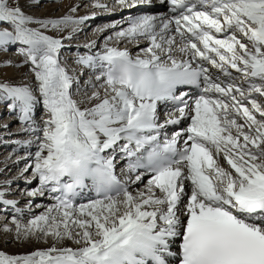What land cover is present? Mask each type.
<instances>
[{"label":"snow or ice","instance_id":"snow-or-ice-1","mask_svg":"<svg viewBox=\"0 0 264 264\" xmlns=\"http://www.w3.org/2000/svg\"><path fill=\"white\" fill-rule=\"evenodd\" d=\"M50 2L0 0L5 163L25 160L0 232L32 247L0 264H264V0H156L94 39L96 12L156 4Z\"/></svg>","mask_w":264,"mask_h":264},{"label":"rangeland","instance_id":"rangeland-1","mask_svg":"<svg viewBox=\"0 0 264 264\" xmlns=\"http://www.w3.org/2000/svg\"><path fill=\"white\" fill-rule=\"evenodd\" d=\"M105 2L111 4L112 0H105ZM116 8V9H115ZM113 11L116 10V12H112L111 13H104L103 11H98L95 13V18L90 20L87 24V26L84 29V33H87V38L88 39H94L95 37L92 35V30L97 26V25H102L105 23H110L113 21H120L122 18H126L124 17V15H126L127 13H129L128 8L126 9H117V7H114L112 9ZM89 11H91V9H89ZM82 12V11H81ZM53 14H57L56 11H54ZM130 16V14H128ZM128 17V16H127ZM92 21V22H91ZM91 24H94L91 26ZM91 26V27H90ZM84 33L80 34L79 37V42H82L85 39V35ZM114 44V43H113ZM128 46V47H127ZM132 46V44H131ZM129 45H125L122 43L117 42L116 47H119L121 49H123L124 47H127L128 49H130ZM66 56H68L69 59V65L70 66H74L71 64V56L68 55V53H65ZM9 56L11 58H15L16 56H14L11 52L9 53ZM78 74H79V70H78ZM84 77V78H83ZM87 77V71H85L84 75L80 77L81 80H84ZM29 80L31 79L30 77H28ZM82 82V81H81ZM7 123L9 125V130L13 133L17 132L18 130V125L17 122L14 119H10L8 114L6 113L5 110L0 109V125ZM9 138L7 137L6 134L3 133V130L0 129V158L2 156H4L7 152H9L11 149H9L10 145L9 143H6L5 141H7ZM21 157H23L24 153L23 150H20V152L18 153ZM13 158L12 161H10ZM12 158L10 160L7 161V163L3 164V166L1 165L3 162L0 161V167L1 169H3L4 171L0 173V178L4 179V178H9L12 174L17 175L18 174V169L23 168L24 164H25V160L24 159H20L16 164L14 163L16 160V155H13ZM15 159V160H14ZM1 160V159H0ZM10 161V162H9ZM17 161V160H16ZM9 162V163H8ZM13 163V164H12ZM27 173H25L26 175ZM16 185H18V187H16ZM26 187L24 180L20 179V180H16L14 185H13V194L16 195L20 190L24 189ZM25 199H29V198H25ZM42 200V199H41ZM25 202V201H24ZM41 204L43 203H47V201L42 200L40 202ZM39 212L40 210H35ZM4 235V233H3ZM2 236V235H1Z\"/></svg>","mask_w":264,"mask_h":264},{"label":"bare ground","instance_id":"bare-ground-1","mask_svg":"<svg viewBox=\"0 0 264 264\" xmlns=\"http://www.w3.org/2000/svg\"><path fill=\"white\" fill-rule=\"evenodd\" d=\"M43 2L47 4V7L45 9H43V10H37L34 14L35 15H49V14H53L54 11H55V9H56V4L55 3H51L50 0H43ZM153 2L156 3V0H153ZM117 9H118V7H117ZM128 10H129L128 11L129 13H127L126 15H124V17H127L128 14H130V15H136V14H142L144 11H148L147 9H145L143 7L136 8V9H128ZM112 12H116V10L115 11L112 10L110 13L112 14ZM104 13H106V12H104ZM59 14L60 13L57 12L56 15H59ZM80 14L83 15L84 14V11L82 10V12ZM92 25H94V24H91V26ZM116 44H117V42H114L113 46H116ZM129 46H131V44H129ZM129 50L132 51V52H134L135 51V45H132ZM0 58H2V55H0ZM12 59L13 60H16V59H18V57H15V58H12ZM22 71H26V69L17 70L15 68H9L7 70V77L10 78V79H17V78L20 77ZM0 75H2V73H0ZM29 77L31 78V75H29ZM81 81L83 82V80H81ZM11 147H12V145H10L9 149H11ZM9 152H7L4 156H2L0 158L1 159L0 161L3 162L1 164L2 166H3V164H5V160L8 157ZM12 160H13V158L10 161H12ZM16 160H17V158H16ZM16 160L14 162L15 164L17 163ZM0 169H1V167H0ZM15 176H16L15 174H12L8 179H11V178H13ZM4 179H1L0 178V181H2ZM9 198H17V199H19L20 205L23 206L24 205L25 198H27V197L21 198L18 195H14L13 197H9ZM41 201L42 200L40 198H37V200H36L37 203H40ZM35 210H40V209H35ZM3 223H4V221L2 219H0V224H3ZM9 239H10V237H9ZM4 241H5V235H3L2 232H0V251L5 252L6 254H22V253H25L27 251L32 250V247L31 246H18L17 244H13V243H8L7 245H5V242ZM35 247L43 248V247H45V245L39 244V245H35Z\"/></svg>","mask_w":264,"mask_h":264}]
</instances>
